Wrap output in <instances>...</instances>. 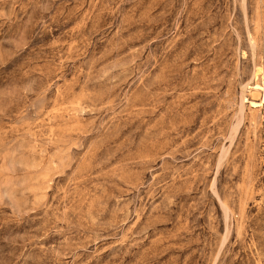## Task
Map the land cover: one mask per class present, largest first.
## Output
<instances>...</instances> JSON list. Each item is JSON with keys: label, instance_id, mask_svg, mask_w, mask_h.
Segmentation results:
<instances>
[{"label": "rangeland", "instance_id": "374dc122", "mask_svg": "<svg viewBox=\"0 0 264 264\" xmlns=\"http://www.w3.org/2000/svg\"><path fill=\"white\" fill-rule=\"evenodd\" d=\"M254 72L264 0H0V264H264Z\"/></svg>", "mask_w": 264, "mask_h": 264}, {"label": "bare ground", "instance_id": "6f19581e", "mask_svg": "<svg viewBox=\"0 0 264 264\" xmlns=\"http://www.w3.org/2000/svg\"><path fill=\"white\" fill-rule=\"evenodd\" d=\"M260 74H256V72H254L253 75V80L254 83L252 84V86H248L247 85V91H249L248 93H251V101H249V106L251 108H256L258 106H261L264 104V77H261V79H259ZM259 82V83H258ZM261 82V84H260ZM260 97V102H256V100H259L258 98ZM246 101V99L244 97H241V104H244ZM241 106V105H240Z\"/></svg>", "mask_w": 264, "mask_h": 264}]
</instances>
